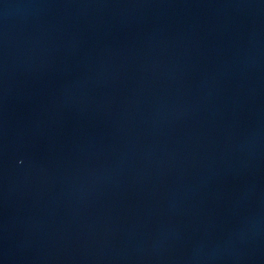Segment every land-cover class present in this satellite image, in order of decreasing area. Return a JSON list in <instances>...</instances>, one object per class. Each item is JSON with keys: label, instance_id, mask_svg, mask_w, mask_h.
I'll use <instances>...</instances> for the list:
<instances>
[{"label": "water", "instance_id": "1", "mask_svg": "<svg viewBox=\"0 0 264 264\" xmlns=\"http://www.w3.org/2000/svg\"><path fill=\"white\" fill-rule=\"evenodd\" d=\"M0 264H264V0H0Z\"/></svg>", "mask_w": 264, "mask_h": 264}]
</instances>
